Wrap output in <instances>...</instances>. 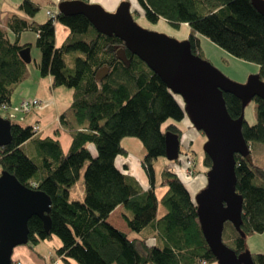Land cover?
<instances>
[{
    "label": "trees",
    "instance_id": "trees-1",
    "mask_svg": "<svg viewBox=\"0 0 264 264\" xmlns=\"http://www.w3.org/2000/svg\"><path fill=\"white\" fill-rule=\"evenodd\" d=\"M139 1L150 20L164 18L174 25L188 24L193 52L200 54L196 33L202 34L234 56L259 64L263 76L264 15L252 0ZM19 9L27 16L15 12L8 17V28L17 35L15 40L0 27V106L11 103L16 87L29 76L21 50L30 43L20 40L26 29L37 32L42 52L37 63L40 73L51 76L53 86L73 89L70 105L59 115L60 126L71 136L68 151L59 138L38 134L35 125L16 122L8 112L3 116L12 126L10 142L0 146V173H13L24 185L46 192L52 201L49 231L41 217L32 216L27 244L36 245L57 234L61 240L57 254L77 264L216 261L203 234L197 204L181 178L166 166L162 179L167 183L160 199L154 189V162L165 157L166 132L182 134L179 122L186 112L175 94L120 37L98 31L85 15L58 14L56 21L69 28L63 42L58 43L54 20L41 23L33 18L40 9L38 3L21 0ZM120 47L126 49L127 63L117 55ZM68 54L72 64L67 61ZM104 66L109 71L99 79L97 73ZM224 97L232 117L244 114L239 97L228 92ZM254 100L257 122L249 124L243 119L249 153L235 154V189L243 197L241 231L230 221L223 230V241L237 253L247 249L248 234L264 231V165L252 154L254 143L264 144V99L256 96ZM169 119L173 121L163 128ZM127 136L140 139L145 147L142 162L152 184L147 190L116 166V157L126 152L121 141ZM90 143L96 146L95 156ZM85 162L84 197L70 200L69 188ZM204 163L208 171L211 160L206 154ZM159 200L166 212L157 218ZM120 204L130 232L150 228L147 234L130 237L109 222L110 213ZM154 235L159 242L149 244L148 238ZM252 255L255 264H264V252Z\"/></svg>",
    "mask_w": 264,
    "mask_h": 264
},
{
    "label": "water",
    "instance_id": "water-1",
    "mask_svg": "<svg viewBox=\"0 0 264 264\" xmlns=\"http://www.w3.org/2000/svg\"><path fill=\"white\" fill-rule=\"evenodd\" d=\"M264 15V0H252ZM59 11L65 15L83 14L100 32L115 34L127 49L139 56L184 101V110L194 127L206 135L203 149L211 160L207 185L195 197L198 218L206 241L218 264H255L248 249L237 253L223 241L226 221L241 231L243 197L236 192L235 154L247 155L248 143L243 135L244 114L231 116L224 92L232 93L247 103L259 96L264 99V81L260 74L251 75L246 82L232 80L209 60L192 51L190 39L180 41L169 35L145 29L133 17L129 1H122L113 12L103 6L83 0H62ZM125 47L117 49L118 57L128 62ZM27 63L31 61L30 47L21 50ZM109 71L102 67L97 77ZM11 122L0 115V146L11 140ZM180 136L166 132L165 157L180 158ZM50 196L39 189L26 186L7 171L0 173V264H13L14 248L29 242V219L37 215L50 229ZM242 235H245L241 232Z\"/></svg>",
    "mask_w": 264,
    "mask_h": 264
},
{
    "label": "rangeland",
    "instance_id": "rangeland-1",
    "mask_svg": "<svg viewBox=\"0 0 264 264\" xmlns=\"http://www.w3.org/2000/svg\"><path fill=\"white\" fill-rule=\"evenodd\" d=\"M12 0H0V6L2 2H8L7 5L11 3ZM36 3L40 5V9L37 11L35 16L33 17L38 22H46L49 18L47 11L48 10H55L56 0H34ZM95 1V2H93ZM89 0L90 3H96L103 6L107 11H111L109 8L110 4L114 0ZM122 1H129L131 6V12L133 14L134 20L143 28L149 29L155 32L163 33L174 37L180 41H184L189 39L191 34V28L186 23H181L179 25H174L168 20L164 18H159L156 21L150 20L148 17L145 16L144 8L139 0H120ZM16 12L20 15L27 16L25 12L20 9H16ZM1 24V21H0ZM56 33H57V42L62 43L65 39L66 35L69 32V28L62 24L61 22L56 21ZM5 30L9 31V34L13 40L17 37L15 33L9 30V28L3 27ZM196 37L199 41L200 45V56L209 60L216 68L221 70L225 75L236 82L244 83L247 79L254 74L260 73V66L259 64L251 61H247L241 59L239 57L234 56L214 41L209 39L208 37L196 33ZM22 42H29L30 45V54H31V61L28 63L29 69V76L23 80L15 89L11 100L12 102L9 104V108H19L21 106V101L23 99L32 100L33 98H37L39 100V104L34 106L28 113H19L18 117L15 118L16 122H19L23 125H28L30 122L34 121L36 118L39 120V115H42L41 123H44V120H47L46 117L52 113L54 119L58 116L57 108L59 107V111H64L68 108L72 100V93L73 89L67 87L65 85L53 86L51 82V78L49 75H42L40 70L37 67V63L41 61L42 52L37 45V32L31 29H26L22 32V36L20 37ZM67 61L69 64H72V57L71 54L66 55ZM264 81V74L261 77ZM39 80V81H38ZM40 84V92L38 94L35 93L36 87ZM23 94V96L21 95ZM178 101L184 106L183 98L180 94L174 93ZM22 96V99L18 100ZM46 109V112H42L39 114V111ZM54 109V111H53ZM0 115L5 116L6 110L0 106ZM186 115H188L186 113ZM24 116H26L24 118ZM52 117V118H53ZM244 118L249 124H254L257 122V115H256V101L251 99L247 105L245 106L244 110ZM172 119H169L163 125V128L169 123L172 122ZM38 124V123H37ZM43 125V124H41ZM57 128L60 130L58 136L61 138V141L65 147V150L68 151L70 144H71V136L68 131L63 129L57 122L53 124L49 129H47L43 135H54L57 136L55 130ZM55 129V130H54ZM138 143H141V140L135 138ZM206 142V135L202 132V137L190 144L189 146L194 155L196 164L198 163L199 166L204 163L205 152L203 149L204 143ZM183 143V142H182ZM69 144V145H68ZM93 147L96 146L93 143ZM263 147V143H254L252 145V154L257 162L260 164H264V159L260 153H258L257 148ZM30 152L28 149H26ZM97 151V149H96ZM183 152H188V148L185 144H181V153L182 156ZM95 156V155H93ZM172 162L176 163V161H169L166 157L161 156L155 162V173H156V184L160 186L162 183V171L166 164H171ZM87 166V162L82 166L80 170V176L77 181L69 188V198L70 200H82L79 198L81 197V192L84 189V172ZM196 167V166H195ZM196 169V168H195ZM162 205V204H161ZM163 209H165L162 206ZM166 210V209H165ZM150 228L147 230H142L140 232L131 231L129 233L130 237L135 236H143L149 232ZM57 241H61L57 234H53L49 238L45 240L39 241L36 245L29 246L28 244L18 245L14 248L13 252V259L16 260L18 258L19 252L21 253V258L23 264H51V262L60 261L61 264H77L76 260L71 259L73 261L69 262L60 258L57 254L56 249L59 243ZM246 245L247 249L252 253H263L264 252V231L262 232H253L246 236ZM212 264H218L217 261L212 262Z\"/></svg>",
    "mask_w": 264,
    "mask_h": 264
},
{
    "label": "crops",
    "instance_id": "crops-1",
    "mask_svg": "<svg viewBox=\"0 0 264 264\" xmlns=\"http://www.w3.org/2000/svg\"><path fill=\"white\" fill-rule=\"evenodd\" d=\"M20 2H21V0H12L9 5H7L8 2H2L1 3V6H0V21H1L0 27L3 30H5L3 27L8 28V17L11 13H15L16 9H19ZM93 2H95V1H93ZM119 4H120V0H114L111 2L108 9H110L111 11H115L117 9V7L119 6ZM22 16H24V15H22ZM21 36H22V34L20 35V37ZM20 40H21V38H20ZM27 43H29V42H27ZM50 78H51V76H50ZM51 82H52V79H51ZM38 92H40V84L35 89V93L38 94ZM23 94H25V92L23 93V91H22L21 95L23 96ZM22 96L20 98H18V100L22 99ZM11 102H12V100H11ZM57 109H58L57 110L58 116L55 119L52 116V113H50L46 117L47 120H44L43 121L44 123H41L42 115L40 113L46 112V109H44L42 111H39V114H40L39 118L40 119L38 120L36 118L34 121L30 122L29 124L36 125L38 123L37 125L40 127L38 134H40L42 136L57 137L61 141V138L58 135L57 136L50 135V134L43 135V133L47 129H49L53 124H55L56 122L60 125L59 115L62 111H59V107ZM53 111H54V109H53ZM28 114H26V116H28ZM26 116H24V118ZM41 124H43V125H41ZM179 126L182 129V134L180 137L181 144H185L188 148L187 153H191L193 155L192 151L190 150L191 148L189 146H191L190 144H192L193 142H195L196 140H198L199 138L202 137V131H199L194 127L190 118L187 115H185V117L182 119V121L179 122ZM55 133H56V130H55ZM135 138L136 137L127 136V137H124L122 139L121 144L126 149V152L123 154H119L115 159V163H116V166L123 173H125L126 175L135 179L138 182V184L141 186V188H143L144 190H147V189L151 188L152 184H151V180H150V178H149V176H148V174L144 168L143 162H142V159L145 155L146 150H145V147L143 146V144L138 143L139 141H137ZM61 143H62V141H61ZM62 146L65 150L63 143H62ZM89 148H90L92 154L96 155L97 151H96L95 147L92 146V144L89 145ZM257 151H258V153H260L262 155V157L264 159V148L258 147ZM187 153L183 152L182 156H180V159L177 160L176 163L172 162L171 164H166L164 169L166 168V166H168L169 168L172 169V172L176 173L181 178V180L187 186V188H188V190L192 196V199L195 201L196 194L207 185V182H208L207 166L204 164L199 166L198 163L196 164V162H195L196 173L194 175H188L185 171V164H184V159H185ZM156 160H155V162H156ZM155 162H154V165H155ZM162 173H163V171H162ZM161 176H162V174H161ZM166 183H167V180L162 179L161 185L157 186V184H156V173H155L154 189L157 193L158 199H160V197L162 196V194L165 190ZM81 197L82 198H79V199H83L84 189L81 192ZM162 206L163 205H161V202L159 200L158 209H157V218L166 212V210L163 209ZM122 209H123V205L122 204L118 205L110 213L108 220L113 225H115L116 227L120 228L121 230H123L129 234L130 229L128 227L127 222L123 218ZM57 242L59 243L58 245H61V241L60 242L57 241ZM158 242H159L158 237L156 235L150 236L148 238L149 244H156ZM21 253H22V251L19 252V255H18V258L16 259V262L17 261L22 262V258L20 256ZM72 263H73V261H72ZM21 264H23V263H21ZM57 264H61L60 261H57ZM208 264H212V263H208Z\"/></svg>",
    "mask_w": 264,
    "mask_h": 264
},
{
    "label": "built area",
    "instance_id": "built-area-1",
    "mask_svg": "<svg viewBox=\"0 0 264 264\" xmlns=\"http://www.w3.org/2000/svg\"><path fill=\"white\" fill-rule=\"evenodd\" d=\"M62 0H56V6H55V10H48L47 14L49 16V18H52L56 24V20H57V16L60 13L59 11V3ZM37 104H39V100L37 98H33L32 100H27V99H23L21 101V106L20 109L17 108H13L10 109L9 108V104H4L3 108L6 110V112H8V115L10 118H17L19 113H27ZM35 130L39 131L40 127L36 124L34 126ZM184 164H185V171L188 175H194L196 173V169H195V158L194 155H192L191 153H187L186 157L184 159ZM168 169L172 170L171 168L168 167ZM16 264H21V262L17 261ZM53 264H57V262H54ZM204 264H206V262L204 261Z\"/></svg>",
    "mask_w": 264,
    "mask_h": 264
}]
</instances>
